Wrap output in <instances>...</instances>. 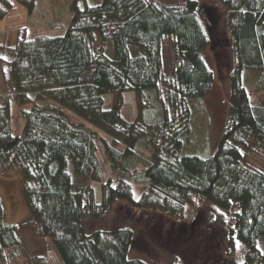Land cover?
<instances>
[{"label": "trees", "instance_id": "trees-1", "mask_svg": "<svg viewBox=\"0 0 264 264\" xmlns=\"http://www.w3.org/2000/svg\"><path fill=\"white\" fill-rule=\"evenodd\" d=\"M39 1L0 0V22L16 5L32 16ZM214 1L226 14L233 62L229 120L209 157L183 153L192 131L190 102L207 97L214 84L205 61L211 23L197 1L71 0L64 35L18 37L12 100L31 109L21 112L24 125L15 136L11 106H0V171L20 168L29 225L51 242L62 264H151L132 256L134 226L86 232L85 220H105L120 203L172 221L200 203L235 210L229 248H246L241 264H264V102L254 106L243 81L245 72H259L255 92L264 90V0ZM168 40L176 61L165 78ZM129 93L137 100L132 123L123 116ZM144 145L147 152L140 151ZM99 146L112 171L148 185V193L136 200L130 184L107 182L97 201L91 184L103 182ZM251 155L260 169L249 166ZM20 229L5 224L0 198V264L19 263Z\"/></svg>", "mask_w": 264, "mask_h": 264}, {"label": "rangeland", "instance_id": "rangeland-1", "mask_svg": "<svg viewBox=\"0 0 264 264\" xmlns=\"http://www.w3.org/2000/svg\"><path fill=\"white\" fill-rule=\"evenodd\" d=\"M70 1L40 0L38 9L32 16H29L23 7L16 5L8 18L0 22V106L8 104L11 106L15 136L21 134L24 125L21 112L29 111L31 106L19 108L12 100L13 82L10 68V61L14 56L12 48L24 31L28 38L64 35L72 20ZM158 1L164 4H177L186 0ZM195 1L200 5L202 19L211 23L209 27L212 29L213 46L206 51L205 61L214 73V84L207 97L190 102L192 131L183 153L209 157L217 150L229 120L228 75L233 59L225 11L214 0ZM98 2L100 0H88L90 5ZM175 61L176 51L173 42L168 40L163 47L165 78L171 75ZM260 77L261 73L253 71L245 72L243 77L244 86L254 106L264 102V90L255 92ZM106 101L110 105L113 96L108 95ZM124 101V119L132 123L138 113L136 96L132 93L126 94ZM69 115L74 123L88 125L83 119ZM145 145L140 148L141 152H147L148 147ZM97 157L103 174L101 184H91L97 201L101 198L102 185L107 182L114 186L120 182L130 184L136 200L148 193V185L137 184L127 176L112 171L101 146L98 148ZM248 164L250 167L259 168V157L251 155ZM0 198L5 210V224L21 226L19 230L21 253L18 255L17 264H62L51 242L35 227L29 225L31 212L24 198L20 168L0 171ZM234 212L235 210L224 212L209 203H200L184 207L182 221H172L164 216L138 212L128 204L120 203L111 210L105 220H85L83 224L87 233H92L96 229L111 230L124 224L134 226L136 242L132 256L147 260L151 264H241L246 248L237 243L235 249L231 250L227 244L228 231L233 226Z\"/></svg>", "mask_w": 264, "mask_h": 264}]
</instances>
